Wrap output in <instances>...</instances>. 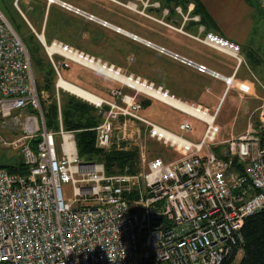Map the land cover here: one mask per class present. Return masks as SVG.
<instances>
[{"label": "built area", "instance_id": "built-area-1", "mask_svg": "<svg viewBox=\"0 0 264 264\" xmlns=\"http://www.w3.org/2000/svg\"><path fill=\"white\" fill-rule=\"evenodd\" d=\"M256 1L264 6V0ZM47 3L74 10L61 0ZM193 8L191 4L187 13L177 8L184 24L201 20L191 16ZM162 23L243 62L239 44L203 25L194 35ZM38 37L57 74L56 130L47 127V99L38 88L28 47L0 9V127L16 133L12 140L0 133V143L19 148L27 166L26 171L0 169V264H223L234 248L240 252L246 218L264 209L260 135L249 129L220 139L219 107L211 113L203 104L185 101L74 45L48 42L43 33ZM157 50L221 78L227 89L234 84V76L169 54L164 47ZM71 63L119 84L113 99L101 97L97 103L74 95L103 114L95 128L99 148L139 150L137 172L127 167L108 175L103 163L80 157L76 133L64 126L61 106V90L73 94L60 86L61 69ZM141 94L205 123L201 140L187 139L141 115ZM179 128L194 131L188 119ZM154 143L161 146H154L159 153L151 147ZM215 147H222V156ZM63 184L72 185L73 201L66 199Z\"/></svg>", "mask_w": 264, "mask_h": 264}, {"label": "rangeland", "instance_id": "rangeland-1", "mask_svg": "<svg viewBox=\"0 0 264 264\" xmlns=\"http://www.w3.org/2000/svg\"><path fill=\"white\" fill-rule=\"evenodd\" d=\"M13 2L14 0H0V9H2V11L5 13L6 17L8 18L12 26L16 29V31L20 34V36L25 41L29 42L32 45H35V38L32 39V37L34 35L38 37V33L36 32V30L38 32H41V27H38L37 22L31 19V17L29 16L36 30L33 29ZM70 2H77L83 9L92 11L96 15L100 16V18H103V20L107 19L108 22L123 28L122 30L144 39H146V36H148L156 42H160L158 40H164L167 42H171V44L174 43V41L180 39V36H178V34H181L180 32L176 31V29L172 27H169L167 25L165 26L162 23L165 22L171 24V26L173 27H176L174 23L167 20L168 14H164V11L158 14L156 12L149 11V9L151 8H159L158 4H156V2H154L153 0H150L149 2L147 0H70ZM60 10L62 9L60 8ZM54 19L55 16L52 12V14L49 16L48 30L45 37L48 42H50L53 38L52 33L54 32H56L57 36L59 37L66 36L62 35L63 33H65L63 27H55L53 23ZM98 24L101 27L96 25H91L90 27L92 28L89 27L91 34L87 33L81 36H73V38L69 39V42H71L70 44L83 49L95 56L101 57L105 61H108L110 63L113 62L117 66H123L126 71H133V73L135 72L136 75L142 76L145 79L147 75L157 84H165V79H162L165 78V75L162 74V72L158 68L146 64L145 43L135 40L134 38L127 36L121 31L118 32L101 23ZM133 41L140 44L142 43L145 46L139 45L137 43L135 44ZM58 58L59 57H56L57 62L60 61ZM74 65L78 66L77 64ZM74 74L79 82L88 87V90L92 92L95 91L98 93V95L109 99L113 98L110 93L113 88L119 87V84L117 82L97 75L94 71L85 68H78V70L74 72ZM62 76L66 79L64 72ZM36 77L39 81L41 80V77L39 75L36 74ZM242 78L243 70H241L239 76L237 77L236 83L226 91L221 101L220 113L217 117V124L221 127V133L219 137L220 139L223 135H228L230 137L233 133H231V129L235 127V124L240 126L243 123V117L245 114L241 109L242 105L244 104L242 101L243 97H241V91H244L246 89V84H244V80ZM257 82L258 86L260 82L262 85H264L263 80H258ZM90 87L95 88L97 91L89 89ZM124 90L127 93L133 92L132 90L127 88H125ZM43 91H45V98L47 99L46 103L48 105L51 101L50 94L46 90ZM172 92L175 93L174 90H172ZM61 93L64 103L67 102L69 95H74L62 90ZM222 93L219 96H215V94L211 91L203 90L200 94L198 93L197 95L200 98V101L196 99V95L190 98L184 95H179L177 93L175 94L184 100L187 99L190 101H199L204 106L209 107L211 113H214L215 109L220 103ZM55 98L57 99V89L55 91ZM144 98L145 96L141 94L140 99ZM140 114L147 119L178 134H181L185 138L193 141H200L201 136L205 130V123H203L202 121L188 117L185 114L154 100L150 108L145 107L140 112ZM185 119H188L191 122L194 129L193 132H184L180 130L179 124L182 120ZM0 133L6 140H12L16 137L15 132L4 130V128L2 127H0ZM57 142L59 146L60 139H58ZM157 145V143H154L151 144V147L159 153L160 150H157L154 147ZM158 148H161V146L159 147L158 145ZM20 157L21 155L19 148L8 147L7 145L0 143V162L10 161L16 163V160ZM63 190L66 199L68 201H73L74 194L72 185L63 184ZM242 256L243 251L238 254L237 260L239 261Z\"/></svg>", "mask_w": 264, "mask_h": 264}, {"label": "crops", "instance_id": "crops-1", "mask_svg": "<svg viewBox=\"0 0 264 264\" xmlns=\"http://www.w3.org/2000/svg\"><path fill=\"white\" fill-rule=\"evenodd\" d=\"M61 1H64L75 8H78L94 15L95 17L100 18V16L96 15L92 11L83 9L77 2L72 3L70 2V0ZM203 1L218 24L219 31L217 33L240 45V54L243 58V62L241 64H239L238 61L231 55L210 48L178 30L176 31L181 33L178 34V36H180V39L174 41V43L172 44L171 42H167L164 40H158L160 42H156L148 36H146V40L158 46L164 47L169 51L189 58L195 62L205 64L211 70L218 72L224 76H234V84L236 83V79L239 76L241 70H243L242 79L244 80V84H246V89L244 91H241V97H243L242 101L244 103L241 109L245 114L243 117V123L240 126L235 124V127L231 129V133L233 132L231 136L229 137L228 135H223L221 136V139L239 137L245 134L249 129H253L255 130V132H257V134H260V132L264 130V85H262L260 82L261 85L259 84L258 86L257 81H264V6L259 4L256 0ZM13 3L20 10V13L32 26L33 29H35V26L31 22V19L37 22V26L41 27L42 30L41 32H38L35 29L36 32L43 33L45 37L48 30L49 16L53 12L55 16V19L53 21L55 27H63L65 33H63L62 35L66 36L59 37L57 36V33L54 32L52 33L53 38L51 40L58 39L70 44L71 42H69V39L73 38V36L75 35L81 36L87 33L91 34V25L100 26L98 24L99 22L97 23V21L95 20L87 19L83 14L75 10L66 9L59 4L49 5L47 3V0H14ZM60 8L63 11L60 10ZM29 16L31 17V19L29 18ZM179 16L176 17L178 25L174 24L177 28L183 27V30L185 32L194 35H197L199 33V26L190 24L187 28H185V26H187L189 22L184 24L181 14H179ZM134 43L136 44L137 42ZM137 44L145 46L142 43ZM146 64L158 68L162 72V74L165 75V78H162L165 79V84H157L147 75L146 79L156 83V85L158 86H163L169 89L171 92L172 90H174L175 93L179 95H184L190 98L196 95V99L200 101V98L197 95L198 93L200 94L203 90H209L214 93L215 96H219L223 92L220 103L217 106V108L219 107V115L221 101L226 91L228 90L225 81H223L221 78H217L211 74L201 73L196 68L184 64L181 61L171 57L170 55L162 53L157 49L149 47L147 45ZM121 68L126 73H133V71H126L123 66ZM80 88L84 89L82 87ZM95 95L98 96L97 94ZM151 100L152 102L153 100L158 101L156 99ZM185 101H188L190 103L202 104L199 101L196 102L187 99Z\"/></svg>", "mask_w": 264, "mask_h": 264}, {"label": "trees", "instance_id": "trees-1", "mask_svg": "<svg viewBox=\"0 0 264 264\" xmlns=\"http://www.w3.org/2000/svg\"><path fill=\"white\" fill-rule=\"evenodd\" d=\"M153 1L160 2V7L157 9L151 8L149 11L156 12L158 14L164 11V9H168L169 12L167 15V20L176 25H178L176 17L179 16L177 8L181 7L183 12L187 13L189 11V6L193 4L194 8L191 11V16L199 15L201 20L199 22L192 20L187 26H185V28L192 24L197 26L203 25L207 32L217 33L219 31V27L215 18L210 13L203 0ZM33 38H35L36 41L35 45L30 44L24 39L23 40L30 52L33 68L36 74L41 77L40 81L37 78L38 88L40 90H46L50 94L51 101L45 107L47 127L49 130H56L59 126L58 106L57 100L55 98L57 74L41 41L35 35L32 37V39ZM58 59L61 60L60 58ZM78 68H80L79 65L76 66L74 63H71L68 67H63L61 69V73L63 74L64 72L66 79L64 77L63 78L88 90V87L84 86L75 77L74 72H76ZM96 74L100 75L98 73ZM89 89L96 90L95 88L91 87ZM91 92L92 91H90V93ZM93 93L94 95H98V93L95 91L92 92V94ZM110 93L112 96V91ZM98 96L109 99L101 95ZM141 102L143 109L145 107L150 108L152 105V100L146 97L141 99ZM61 106L64 126L68 130L75 131L79 155L83 160L98 161L103 163L108 175L124 173L127 167L131 169L132 173L137 172L140 163V154L137 148H131L130 150L112 149L107 151L97 146V132L95 128L102 121L103 114L99 112L95 105L74 95H69L67 102L64 103L61 93ZM108 108L109 106L105 105L104 109ZM259 135L264 145V130H262ZM214 149L219 156H222V147H215ZM1 168H5L10 172H14L26 171L27 166L23 162L22 157H20L16 160V163L10 161L0 162V169ZM241 232L244 237V245L241 250L243 251L242 258L239 261L237 260V256L241 251L239 252L236 248H234L231 254L224 260L223 264H264V209L246 218Z\"/></svg>", "mask_w": 264, "mask_h": 264}, {"label": "bare ground", "instance_id": "bare-ground-1", "mask_svg": "<svg viewBox=\"0 0 264 264\" xmlns=\"http://www.w3.org/2000/svg\"><path fill=\"white\" fill-rule=\"evenodd\" d=\"M110 28H113L110 26ZM116 29V28H115ZM121 32L126 34V35H130V33L124 31L121 29ZM138 37V36H137ZM60 86L64 87L65 89L69 90L70 92H72L73 94L79 96V97H82L86 100H89L91 102H94V103H97V102H100L101 98L84 90V89H81L79 86H77L76 84L73 85V83L63 79L60 81Z\"/></svg>", "mask_w": 264, "mask_h": 264}, {"label": "water", "instance_id": "water-1", "mask_svg": "<svg viewBox=\"0 0 264 264\" xmlns=\"http://www.w3.org/2000/svg\"><path fill=\"white\" fill-rule=\"evenodd\" d=\"M73 8H74V10H77V12L83 14L86 18H89V19L95 20V21H97V22H99V23H101V24H103V25H105V26H107V27H109V28H110V26H111V27H113L112 29H114V30H116V31H118V32L121 31V29H120L118 26H115V25L113 26V24L108 23V22H106L105 20H103V19H101V18L95 17V16H93L92 14H90V13H88V12H85V11L80 10V9H78V8H75V7H73ZM115 28H116V29H115ZM127 36H128V35H127ZM129 37H132V38H134V39H136V40H138V41H141V42H143V43H145V44L151 45V46H153V47L156 48V49H160V48H161L160 46H158V45H156V44L150 43V41H148V40H146V39H144V38H140V37L138 38L136 35H134V34H132V33H131V36L129 35ZM38 38H39V37H38ZM166 52H168L169 54L172 53V52H170L169 50H166Z\"/></svg>", "mask_w": 264, "mask_h": 264}]
</instances>
